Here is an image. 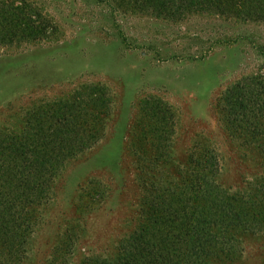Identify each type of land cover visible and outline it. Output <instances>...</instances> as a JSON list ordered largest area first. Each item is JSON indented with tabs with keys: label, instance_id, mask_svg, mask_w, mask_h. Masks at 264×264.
Wrapping results in <instances>:
<instances>
[{
	"label": "rangeland",
	"instance_id": "obj_1",
	"mask_svg": "<svg viewBox=\"0 0 264 264\" xmlns=\"http://www.w3.org/2000/svg\"><path fill=\"white\" fill-rule=\"evenodd\" d=\"M22 1L39 8L50 28L37 42H0V236L10 235L3 200L24 189L8 166L24 155L7 144L17 152L14 135L23 138L31 112L68 102L69 149L82 150L67 160L56 152L43 170L26 173L28 191L42 188L32 194L39 203L15 264L112 257L123 235L142 225L145 207L155 206L147 229L160 217L168 229L166 195L176 203L183 193L182 203L204 219H214L219 196L220 212L238 210L230 199L247 195L264 173V0L16 5ZM3 26L1 41L14 29ZM193 169L200 190L185 184ZM258 224L238 228L234 239L226 234L198 262L264 264L263 220ZM71 239L63 255L61 244Z\"/></svg>",
	"mask_w": 264,
	"mask_h": 264
},
{
	"label": "trees",
	"instance_id": "obj_2",
	"mask_svg": "<svg viewBox=\"0 0 264 264\" xmlns=\"http://www.w3.org/2000/svg\"><path fill=\"white\" fill-rule=\"evenodd\" d=\"M16 2L18 0H0V28H4L3 24H10L14 28L13 31H7L6 34H10V36H7L5 41H1L4 35H0V42H8L7 44L12 45L14 42L22 44L47 38L46 34L50 27L40 9L26 5L27 2L23 1L22 5L24 6H17ZM45 105L46 110L44 107L41 109L42 111L35 112L34 110L30 117L28 115L30 119L27 120L23 138H20L21 135L18 137L14 135L19 143L17 152L13 150L8 140V144L6 143L7 151L10 150L17 156L24 155L25 161L22 163L18 162L17 157H14V161L11 160L12 164H8L17 170L15 175H19L20 184L24 189L3 200V204L6 206L4 224H7L10 235L0 236V264L5 261L6 264H15L14 262L18 261L27 250V237L32 230L29 225V219L33 212L31 208L39 203L33 200L32 194L41 189L42 185L37 183L28 191L27 188L32 185V180L26 173L37 172L39 168L43 170L45 165L52 161L56 152L67 160L74 158L82 150L81 147L69 149L73 134L72 130L66 129L67 123L71 124L66 119L70 108L69 103L64 101L58 104L47 102ZM1 146L5 147V145ZM263 150L261 154L264 155ZM30 155L36 158L34 162L30 159ZM193 170L192 173L189 172L190 176L185 184H188L191 190H200L201 185L197 184V177H195L197 169ZM39 172L41 171L39 170ZM248 189L250 193L247 192V195L239 194V196L230 199L232 205L229 208L231 210L235 205H239V207L237 211L235 208L229 215L225 214L223 210L219 211L224 201L222 197H217L218 209H216L217 213L213 220L211 217L204 219V215L202 218L188 210L182 203L183 193L174 195L176 197L174 201L177 204L169 202L167 199L169 196L166 195L162 204H166V213L171 218L168 229L167 220H163L161 217L154 221V227L147 229L148 222L145 221L152 217L155 206L152 204L148 208L145 207L147 216L143 218L142 225L123 235L115 246L117 254L112 257L94 258L92 264H203L198 261L203 262L210 255H214V252L218 250L217 245L219 248L222 247L219 240L223 239L226 234L234 239L231 235L236 233L238 228H259L262 224H258V222L263 220L264 223V173L256 184ZM147 195L146 191L143 196L144 202L148 199ZM153 201L154 204L159 205L157 199ZM141 214L142 212L139 213L140 216ZM72 240L68 242L64 240L61 244L63 255L68 253V249L70 250ZM211 245H214L213 249H211ZM207 246L210 250H204V253H207L206 256L201 253ZM194 249L196 252L193 251ZM225 250L228 251V248L226 247Z\"/></svg>",
	"mask_w": 264,
	"mask_h": 264
}]
</instances>
